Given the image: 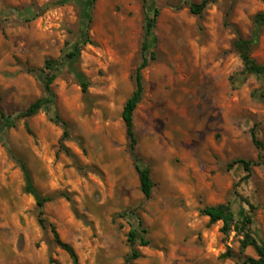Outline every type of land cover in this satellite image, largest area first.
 <instances>
[{
    "label": "rangeland",
    "instance_id": "1",
    "mask_svg": "<svg viewBox=\"0 0 264 264\" xmlns=\"http://www.w3.org/2000/svg\"><path fill=\"white\" fill-rule=\"evenodd\" d=\"M61 0H0V118L26 110L43 88L29 69L62 55L79 35V9ZM201 0H97L79 70L85 95L65 68L53 87L58 110L71 126L59 151L61 127L41 112L21 119L0 140V264H73L37 218L33 196L15 155L28 166L44 195L66 193L46 206L47 220L72 244L82 264H125L134 211L147 229L149 246H137L132 264H241V236L226 237L223 224L200 214L207 206L234 201L237 212L257 207L254 229L264 239V78L251 76L234 90L231 76L243 70L234 51L239 35L255 31L261 0H220L199 18L190 10ZM49 8L31 22L18 10ZM160 8L157 60L143 71L144 96L135 112L137 151L151 167L153 199L141 192L128 149L124 105L135 90L142 62L145 16ZM252 57L264 65V25ZM256 129L262 148L252 138ZM11 151V152H10ZM12 153V154H11ZM254 163L249 175L236 160ZM241 209V210H240ZM240 210V211H239ZM232 251L235 257L223 259Z\"/></svg>",
    "mask_w": 264,
    "mask_h": 264
},
{
    "label": "trees",
    "instance_id": "2",
    "mask_svg": "<svg viewBox=\"0 0 264 264\" xmlns=\"http://www.w3.org/2000/svg\"><path fill=\"white\" fill-rule=\"evenodd\" d=\"M96 1L97 0H61L55 3L56 5L74 4L78 7L80 13V29L78 39L74 42H68L59 58L47 59L43 68L28 70L30 74H34L38 78L43 88V95L24 111L12 115H6L4 112L1 113L0 140L1 135L9 129L15 128L19 120L30 119L37 116L41 112H44L52 123L61 127L63 130V135L59 142V151L65 152L69 156L72 155L71 150L66 145L71 138V126L58 110V97L54 91L53 85L59 78L60 73L67 68L70 73L75 75L82 87L83 93L85 95L88 94L89 83L85 75L79 70V64L81 61L83 47L88 44H93L90 37V28L93 24V9ZM218 1L220 0H201L197 3L191 2L190 10L195 16L203 18L207 9ZM261 1L264 2V0ZM49 6L50 5L43 6L41 8H26L18 10V14L21 20L31 22L37 19L43 11L49 8ZM144 6L145 9L148 8V0H144ZM160 15V8H155L153 11H148L146 13L144 37L142 42V62L134 75L135 90L132 96L126 101L122 113L129 142L128 149L135 162L136 170L139 175L141 192L146 201H151L153 199L156 184L153 179L151 167L141 158L137 151L139 140L135 130V112L143 100L145 91L143 71L149 67L151 62L157 60L156 50L158 48V37L155 30ZM254 22L256 28L252 36L246 38L239 35L234 42V51L239 55L244 67L240 73L235 74L230 78V83L234 90L243 87L251 76L264 78V65L259 64L252 57V50L257 43L260 28L264 25V13H258L254 18ZM261 98L264 100V93L261 95ZM252 138L254 144L258 148H262V143L258 139L256 129L252 130ZM13 158L17 161L23 172L25 192L33 196L36 201L37 218L40 226L44 230H51L54 236V243L70 256L73 264H82L76 248L72 244L65 242L62 239L57 227L50 224L47 220L46 206L60 198H64L72 202L70 195L66 193H56L48 196L42 194L35 185L33 176L26 163L17 158L15 155H13ZM253 165L254 163L252 161L239 159L231 163L229 168L232 169L234 166H239L250 175ZM247 205L249 206V211L240 209L241 211L239 210V214L236 209L237 204L234 201L204 207L200 210V214L209 218L210 225H215L221 222L223 224L221 233L226 237L230 236L233 232L241 236L240 251L242 255H245L249 248H252L255 251L257 257L245 255L241 264H264V239L253 228L255 223L254 214L257 207L249 202H247ZM122 217H126L128 220L134 221L133 228L128 236V242L132 249V253L128 256L125 263L132 264L134 260L141 257V253L138 249H136L137 246L147 247L150 243L146 239L147 229L144 227V223L140 215L131 211L129 213H125ZM234 257L235 255L232 251H227L222 255L223 259H230Z\"/></svg>",
    "mask_w": 264,
    "mask_h": 264
},
{
    "label": "crops",
    "instance_id": "3",
    "mask_svg": "<svg viewBox=\"0 0 264 264\" xmlns=\"http://www.w3.org/2000/svg\"><path fill=\"white\" fill-rule=\"evenodd\" d=\"M208 220H209V218L208 217H206Z\"/></svg>",
    "mask_w": 264,
    "mask_h": 264
}]
</instances>
